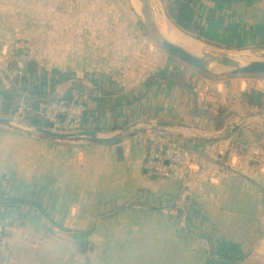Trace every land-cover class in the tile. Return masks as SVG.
Here are the masks:
<instances>
[{
  "label": "crops",
  "instance_id": "obj_1",
  "mask_svg": "<svg viewBox=\"0 0 264 264\" xmlns=\"http://www.w3.org/2000/svg\"><path fill=\"white\" fill-rule=\"evenodd\" d=\"M45 1L50 25L31 35L43 41L34 57L27 44L0 49V117L8 103L21 117L27 99L41 109L69 97L97 138L0 124V264H206L220 242L237 246L238 264H264V80L207 79L157 49L135 18L81 12L116 0ZM158 1L169 17L171 0ZM191 1L199 42L264 51V0ZM24 57L36 72L15 85L8 65ZM160 122L206 161L186 189L145 172L137 135ZM187 216L211 240L188 232ZM85 231L92 249L82 254L73 234Z\"/></svg>",
  "mask_w": 264,
  "mask_h": 264
},
{
  "label": "rangeland",
  "instance_id": "obj_2",
  "mask_svg": "<svg viewBox=\"0 0 264 264\" xmlns=\"http://www.w3.org/2000/svg\"><path fill=\"white\" fill-rule=\"evenodd\" d=\"M126 1L130 3V8L128 7V4L126 3L122 4L121 2H117L116 0L114 4L117 6L111 5L112 7L110 6L102 7V5H99V7H95L93 9V6L87 5L85 7H81V12H83L84 14L88 12L90 9L92 11L98 9L100 10V13H101V10L103 9V12L106 16H111L117 13L118 15L126 16L125 18L127 22L126 25L128 24L129 20L132 21V19L135 18L136 28L138 30H142L146 38L149 41H151L157 49L162 50L163 48L148 35L145 29L144 22H143V16L141 13V7H142L141 3L136 0L135 1L126 0ZM152 3L157 9H160L162 11V13L165 16L164 17L165 21H167L170 24H173L172 21L168 20L169 17H167L166 14L163 12V8L161 7V4L159 3V1L152 0ZM48 8L49 6L47 5L45 0H0V49L4 47L8 49V46H11V47H14V50L17 49L16 51H18L20 46L27 44L28 47L23 46V47H26L30 51L26 57L33 58L34 56H33L32 48L34 44L36 48L39 46V44H42L43 41L42 39L36 40L31 35H33L34 32H37L39 30L49 29L50 24L47 20ZM56 8H61V7H59V5L56 6V4L52 5L53 13H55L54 10ZM68 8L70 9L69 11H71L73 7L68 6ZM108 9H111V10L108 11ZM91 10L89 12H92ZM93 13L97 14L96 12H93ZM56 24L58 25L59 21L56 22ZM26 31L30 32L29 34L30 36H28V38H23L25 34L24 32ZM205 52L219 55V56L235 57L236 59L242 60L245 63H248L254 60H259L261 56L264 55V51L261 52L260 47L249 48V49H245L240 52L238 51L234 52V51H224L218 47H214L213 45H208V44L205 46ZM26 57H24L23 60L20 59L19 61H15V62L11 61L10 63L12 64V67L13 68L19 67L20 66L19 62H21L25 66V62L28 59ZM8 66H10V64ZM194 69H196V71H198L202 75V77H205L210 80H216V81H222V82L229 81L230 79H247V80H250L251 82H254L260 79L264 80V75L226 74L228 73L229 69L221 67V66H212L211 70L208 72L199 70L197 68H194ZM2 117H14L18 120H22V118L18 114H9V115L2 116ZM13 126L20 127L17 125H13Z\"/></svg>",
  "mask_w": 264,
  "mask_h": 264
},
{
  "label": "built area",
  "instance_id": "obj_3",
  "mask_svg": "<svg viewBox=\"0 0 264 264\" xmlns=\"http://www.w3.org/2000/svg\"><path fill=\"white\" fill-rule=\"evenodd\" d=\"M23 75H26L25 66L20 63L15 76L20 79ZM83 111L81 103L61 99L43 106L38 111V115L50 123L52 131L74 133L83 131ZM137 137L138 141L146 144L148 148L144 162L147 175L157 178H173L182 189H186L192 176L204 173L205 159L201 156L197 158L185 139H172L161 129L154 128L139 131ZM4 234L5 227L0 224V242Z\"/></svg>",
  "mask_w": 264,
  "mask_h": 264
},
{
  "label": "trees",
  "instance_id": "obj_4",
  "mask_svg": "<svg viewBox=\"0 0 264 264\" xmlns=\"http://www.w3.org/2000/svg\"><path fill=\"white\" fill-rule=\"evenodd\" d=\"M170 19L173 24L182 30L183 32L190 34L195 37V39L201 40L203 38L204 27L201 26L196 19L195 8L192 4L191 0H171L170 6L167 9ZM12 70L17 69V67L13 68L12 64L10 66ZM10 68V69H11ZM37 64L35 61L29 60L25 62V71L26 75H23L20 79L15 78L14 84L26 83L28 75L34 74L36 72ZM14 89V98L17 99L20 96V93L13 87ZM256 94L254 92L245 93L244 97L248 100L249 103L253 102V97ZM63 100L70 102L71 98L66 97ZM40 101L27 99L25 102V108L23 109V113L21 114V118L24 121L35 128H44L51 129V125L48 121L42 119L37 112L40 110L39 108ZM12 103H8L6 108L3 109L1 114L9 115L15 114V110L12 109ZM178 215L181 216L182 213L178 212ZM187 226L186 230L191 233H195L201 238L209 239L208 235L199 229H196L191 223L189 217L186 219ZM90 237V232H75L73 234V238L75 239L78 248L82 254H87L92 249V244L88 240ZM240 257L237 255V246L229 244L227 242L218 243L217 247L212 249L210 252V257L207 260L206 264H238V260Z\"/></svg>",
  "mask_w": 264,
  "mask_h": 264
},
{
  "label": "water",
  "instance_id": "obj_5",
  "mask_svg": "<svg viewBox=\"0 0 264 264\" xmlns=\"http://www.w3.org/2000/svg\"><path fill=\"white\" fill-rule=\"evenodd\" d=\"M141 3V13L143 16V22L148 35L158 43L165 51L180 59L182 62L197 68L199 70L208 72L212 66H221L229 69L228 73L231 75H264V55L259 60H254L245 63L242 60L229 56H219L207 52H203L201 55H196L181 45L175 44L168 40L160 32L154 15V8L152 0H136ZM198 41V39L196 40ZM0 124L17 125L24 127L37 133L48 135L58 139H76V138H97V133L89 131H81L74 133H59L52 131L51 129L35 128L28 125L23 120H18L14 117H0ZM172 123H155L149 124L148 128L161 129L163 127L173 126ZM147 128V129H148Z\"/></svg>",
  "mask_w": 264,
  "mask_h": 264
},
{
  "label": "bare ground",
  "instance_id": "obj_6",
  "mask_svg": "<svg viewBox=\"0 0 264 264\" xmlns=\"http://www.w3.org/2000/svg\"><path fill=\"white\" fill-rule=\"evenodd\" d=\"M153 8L157 26L164 37L175 44L181 45L182 47L196 55H201L203 52H205V45L203 43L196 41L189 35L184 34L182 30L180 31V29L175 25L165 21V16L162 11L160 9H157L154 5Z\"/></svg>",
  "mask_w": 264,
  "mask_h": 264
}]
</instances>
